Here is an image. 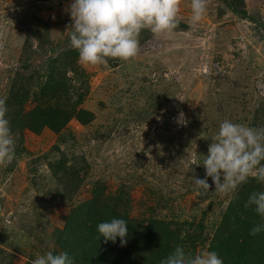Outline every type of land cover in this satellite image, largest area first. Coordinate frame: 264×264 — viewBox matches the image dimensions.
I'll return each mask as SVG.
<instances>
[{"label": "rangeland", "instance_id": "rangeland-1", "mask_svg": "<svg viewBox=\"0 0 264 264\" xmlns=\"http://www.w3.org/2000/svg\"><path fill=\"white\" fill-rule=\"evenodd\" d=\"M233 1L264 23V0ZM72 3L0 0V98L7 102L18 150L11 164L0 166V264H32L42 252L52 251L50 245L57 249L44 236L63 229V217L89 199L97 183L109 196L126 192L134 216L148 204L156 216L174 215L181 223L200 217L213 203L206 219L212 237L233 193L216 192L210 177L209 190L197 188L194 176L204 178L205 168L196 164L206 158L224 120L264 128V41L256 38L264 28L233 14L221 0H207L203 19L190 28L191 0H181V23L174 34L156 36L145 29L136 57L84 65L78 51L64 59L70 43L64 53L54 50L71 32ZM69 74L73 83L76 76L80 110L93 112L95 120L83 123L72 116L60 134L48 127L40 132L19 128V120L44 103L70 104L67 92L73 90L65 87ZM51 79L63 83L56 86ZM44 86L57 88L58 95L47 96L45 89L42 96ZM169 110L173 116L183 112L186 123L166 124ZM111 126V137L100 143L99 151L92 149L93 133ZM171 144L173 156L180 152L178 158L169 157L174 177H163L164 183L171 178L165 191L173 200L167 202L149 187L163 175L162 159L168 157ZM83 155L90 169L82 193L68 204L57 195L62 192L60 171ZM206 250L210 251L208 243L196 253Z\"/></svg>", "mask_w": 264, "mask_h": 264}, {"label": "trees", "instance_id": "trees-1", "mask_svg": "<svg viewBox=\"0 0 264 264\" xmlns=\"http://www.w3.org/2000/svg\"><path fill=\"white\" fill-rule=\"evenodd\" d=\"M221 1L233 14L252 21L255 23L256 28H264V23L250 14L248 10L241 8L239 2L233 0ZM257 33V40L264 41V32L258 31ZM69 43L68 36L64 44L62 42L54 50L67 48ZM71 49H68L69 52L64 59L69 60V58L77 55V51ZM65 50H63V53ZM54 69L57 71V68ZM71 72L73 71L71 70ZM75 78L74 83L70 74L66 79L65 87L77 92L76 97L73 91L67 92V95L70 94V96H67L70 104L44 103L42 107L37 108L29 116H23L19 120V128L29 127L33 132H40L48 127L51 131L60 134L65 131L72 116L78 117L83 123H92L95 120V114L79 108L78 98L81 94L75 84ZM50 82L54 81L51 79ZM54 83L57 86L58 83L62 84L63 82ZM39 84L44 85L43 82ZM45 89L49 90L47 96L58 95L57 88L44 86L40 93L42 96L46 94ZM23 91L24 89H22ZM156 109H162V106L156 104ZM169 112L172 111L169 110ZM169 115L166 118V124L173 125L175 115L173 116V112L172 115L171 113ZM112 132V126L104 133L101 132L100 128L96 130L93 133L95 140L92 141L95 142V145H92V149L99 151L100 143L104 145L106 139L111 137ZM69 133L70 131H67L61 137V141L65 142L66 138L69 137ZM102 138L104 142L99 140ZM168 147V157L162 159L163 165L160 169V174L163 175L158 177L159 181L154 182L149 190L154 196H162V199L170 202V198L173 200V195L168 196L165 188H168L170 179L174 177L176 172L175 167L170 166L171 160L169 157L172 159L178 158L180 151L173 156L171 151L172 148L175 149V145L171 144ZM179 160L176 159L174 162H179ZM65 165L67 166V163ZM89 169V159L86 155H83L77 161H72L65 170H61L63 177L59 181L58 187L62 192H57V195L61 196L59 199L68 202V204L75 202V195L78 196L82 193L83 183ZM165 174L171 177L166 180V183L163 181ZM254 191H264V184L250 178L246 184L231 192L233 196L222 213L212 237H210L206 219L213 203L207 205V209L202 211L200 217L194 216L181 223L173 220L174 215L166 218L156 216L155 208L148 204H143L139 208L141 211L140 216H134L130 212L133 207L126 192L120 191L116 196H109L103 185L97 183L92 189L91 197L74 205L68 215L63 217L64 228L56 230L53 236L46 237L45 235L44 238L47 241L50 238L57 244V249L56 245H50L53 246L52 251L54 253L67 251L80 264H160V261L177 245L184 246L186 251L195 255L197 248L206 243H208L210 251H217L223 257L224 264H264V233L256 236L250 234V229L259 223H264V219L257 215L252 208L245 207L249 195ZM44 203L45 200L42 199L41 205H44ZM161 204H164L163 200H161L160 206ZM112 218L125 219L129 224L128 243L124 247L120 246L119 238L115 244L111 241L105 242L104 238L100 237L97 232V225L100 222L110 221ZM44 253L42 252L41 255Z\"/></svg>", "mask_w": 264, "mask_h": 264}, {"label": "clouds", "instance_id": "clouds-1", "mask_svg": "<svg viewBox=\"0 0 264 264\" xmlns=\"http://www.w3.org/2000/svg\"><path fill=\"white\" fill-rule=\"evenodd\" d=\"M181 0H73L71 6L70 47L78 51L84 65H107L108 58L127 61L137 56L140 34L150 30L156 36H171L181 20ZM207 0H191L189 27L195 28L203 19ZM5 99L0 98V166L11 164L16 157L17 140L8 118ZM186 123L184 113L177 118ZM204 178L194 176L197 188L209 190L210 177L218 193H231L250 178L264 184V128L247 126L224 120L212 137L206 158L202 163ZM264 219V191L252 192L245 203ZM105 240L121 247L128 243L129 224L122 218H112L97 225ZM264 233V223L250 229L252 236ZM32 264H75L67 251H48L37 256ZM160 264H224L217 251H200L193 255L177 245Z\"/></svg>", "mask_w": 264, "mask_h": 264}, {"label": "water", "instance_id": "water-1", "mask_svg": "<svg viewBox=\"0 0 264 264\" xmlns=\"http://www.w3.org/2000/svg\"><path fill=\"white\" fill-rule=\"evenodd\" d=\"M179 114L175 115L174 119H173V123L176 125V126H180L182 123H178L177 121V118H178Z\"/></svg>", "mask_w": 264, "mask_h": 264}]
</instances>
